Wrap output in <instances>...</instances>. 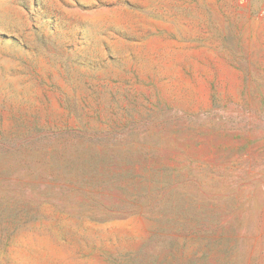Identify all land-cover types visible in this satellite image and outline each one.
<instances>
[{"label": "rangeland", "instance_id": "374dc122", "mask_svg": "<svg viewBox=\"0 0 264 264\" xmlns=\"http://www.w3.org/2000/svg\"><path fill=\"white\" fill-rule=\"evenodd\" d=\"M0 264H264V0H0Z\"/></svg>", "mask_w": 264, "mask_h": 264}]
</instances>
